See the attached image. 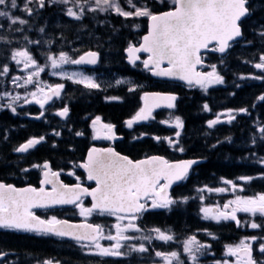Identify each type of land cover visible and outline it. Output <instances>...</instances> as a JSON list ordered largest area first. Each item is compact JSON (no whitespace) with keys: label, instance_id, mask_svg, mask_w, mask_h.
I'll return each instance as SVG.
<instances>
[{"label":"snow or ice","instance_id":"snow-or-ice-1","mask_svg":"<svg viewBox=\"0 0 264 264\" xmlns=\"http://www.w3.org/2000/svg\"><path fill=\"white\" fill-rule=\"evenodd\" d=\"M172 7L167 11L154 12L145 2L136 3V0H23V6L18 4V0H0V18H4L8 27L12 31L22 32V28H16L15 25H27L28 21L21 16L15 15V11L26 13L29 17L38 14L39 9L47 5H63L64 14L74 20H81L87 13H108L114 12L116 15L131 18L145 17L148 19V32L142 37L139 46L128 44L125 48L127 60L135 65L140 60L139 53H147L148 58L142 61L144 69L150 71L153 76L176 79L183 81L189 88L198 87L205 92L210 86L225 83V79L217 71V65L212 64L210 71H197L198 65H203L204 60L201 50H208L225 54L232 47V42L243 35L241 24L243 20L249 17L251 9L250 0H171ZM124 5L132 10H125ZM2 27V25H0ZM139 27V25H134ZM44 31L43 28L40 29ZM261 35H264L262 33ZM27 40V36L24 37ZM4 39V37H0ZM29 43H39V41H28ZM45 43H51L46 41ZM11 60L17 65L23 64L24 69L35 68V71H29L27 78L24 79V85L32 84L34 79L39 77L44 71V67L39 65L26 48L14 49L11 53ZM47 61L53 70L51 75L61 76L74 84L82 85L85 89H101V84L97 82L93 75H87L83 71L69 73L62 70L66 64L72 65H95L99 61V53L88 51L78 58H73L68 52L60 51L58 55L47 54ZM166 62L167 67L162 64ZM223 63V60H221ZM256 69L264 71V53L259 57V62L254 64ZM9 72L7 64L0 71V76ZM246 79L247 77H240ZM252 79L261 80L264 76H252ZM20 77H13L12 83L15 85ZM37 81L36 91L28 93L32 101L27 98L24 103L35 102L43 109L45 104L54 98H60L65 85L57 83L55 85L39 86ZM127 81L117 79L116 85L125 84ZM18 87L22 85H16ZM111 86V85H109ZM239 87V85H237ZM47 89V90H46ZM135 88H129L128 91H134ZM11 94L7 91L0 92V99L7 98ZM108 100H118L119 97H106ZM144 104L135 113L131 119L125 121L128 128H132L134 123L155 119L153 110L156 108H175L177 96L172 93H148L145 92L141 97ZM20 100L19 95L11 96V99L0 107H7L16 112L13 102ZM257 100L264 101V94L257 97ZM69 107L64 106L56 112L61 118L69 115ZM203 111H210L209 105H203ZM247 113V108L227 109L224 112L217 113L215 119L207 121V127L212 129L220 123L231 124L236 120V113ZM44 112H40L36 118H42ZM226 117V120H221ZM161 123L174 125L176 131L174 136L179 138L184 127V121L180 116L161 120ZM92 128L95 133L94 139L100 138L103 132V138L111 140L115 137L113 131L114 125L103 123L100 116L92 120ZM260 133V139L264 140V124L257 128ZM59 136V132H54ZM77 136H82V132H76ZM143 135V134H141ZM135 138V137H134ZM157 141H167L168 145L175 150L184 152L185 149L180 146L178 139L171 137H154ZM230 140V137H226ZM45 140L44 136L32 137L21 143L13 149L16 153H28L29 150L41 144ZM256 138L252 139L255 144ZM220 143V141H217ZM215 147V145H213ZM196 159L181 160L170 162L164 157L149 156L141 160H131L127 156H122L113 148H89L86 159L78 165L87 172V179L95 181V188L84 187L81 183L67 185L59 181V172L52 171L49 162L43 164H33L32 168L43 170L40 180V187L31 185L25 188H17L12 184L0 181V229H10L24 232H34L38 235H53L57 237H70L82 249L87 250V254L98 257H123L131 256L133 253L143 254L148 252V247L144 243H132L133 241L143 240L149 244L153 240L162 241L165 244L174 241L176 237L170 230H162L159 227L147 229L145 235H129L127 233H142V229L137 221L142 215L151 209H169L170 206L177 203V199L169 194L170 187L177 182L183 181L188 177L190 168L197 164ZM257 163L264 165V157H258ZM22 171H28L27 168ZM74 175V173H69ZM256 177L242 175L237 179L241 181H251ZM264 178V173H261ZM77 177V181H79ZM225 185H230L235 190L239 185L233 180L224 179ZM52 185L51 191L44 186ZM226 187L211 188L205 185L198 188V193L207 191L208 193H222L227 191ZM91 197L90 207H85L83 198ZM188 197H183L187 201ZM205 197L200 196L203 201ZM150 201V205L148 203ZM57 205H73L79 210V215L83 217L92 216L98 213L101 216H114L116 223L112 225L115 234L109 232L105 234V227L100 224H71L67 220L58 219L56 216H50L46 219L38 216L34 209L52 208ZM202 213V219L220 221H233L237 227L242 226L237 213L251 214L253 217H259L261 222L255 220L246 226L257 229L264 227V193L253 196H239L228 200L221 207L220 205H203L199 209ZM127 221L122 224V221ZM209 236L213 233L205 230ZM154 234V235H153ZM101 240L111 241L105 246ZM257 240V237H246L241 239L236 245H226L228 255L236 257V264H264V261H257L253 256V246L251 241ZM182 253L186 254L191 264H199V256L206 253L208 244L197 240L195 234L188 236L182 242ZM259 250L264 254V243H261ZM180 251H155V256L161 258L163 264H185ZM6 255L0 252V256ZM42 264H60V262L51 259L44 260ZM216 264H229L228 260L217 261Z\"/></svg>","mask_w":264,"mask_h":264},{"label":"trees","instance_id":"trees-1","mask_svg":"<svg viewBox=\"0 0 264 264\" xmlns=\"http://www.w3.org/2000/svg\"><path fill=\"white\" fill-rule=\"evenodd\" d=\"M165 2L161 0H146L147 5L154 12L171 7L168 2ZM249 7L251 9L250 15L241 24L243 31L242 39L234 43L224 56L210 53L204 57L208 66L207 70H211L209 66L215 64L217 65L218 73L225 79L224 84L211 87L206 92L202 89L187 88L175 83L154 82L148 73L140 72L136 69L131 70L124 63L122 50L130 42H136L139 35L144 31V19L142 20L141 28L136 31L124 26L123 23L128 19L123 20L121 16L112 13L104 15L88 13L81 20H72L69 31L70 37L84 38L86 42L81 45L83 51L92 48L104 53L107 49L109 56L111 55V62H109L110 70L117 71L122 75L133 76L134 81L139 86L126 99L124 97L122 104L107 106V109L100 100L71 97L67 101L71 110L69 118L81 119L86 117L85 114H88V116L98 114L94 112L97 110L102 111L103 114H106L110 118H127L140 106L143 89L175 92L178 94L175 108L176 115L181 116L184 121L183 130L185 135L182 137V141L185 149L189 154L203 159V162L197 167V181L200 184L215 183L220 176L233 178L239 174L250 173V171L253 173V170L260 172V168L256 164L249 163L252 156L248 155L256 151L264 155L263 140H256L257 142L253 144L249 139L251 124H254L255 121L264 122V101L257 100L259 95L264 94V79L257 80L250 78L252 76H264V71L254 67V64L259 62L260 55L264 53V35H261L264 33V0H250ZM92 38H94V41ZM221 60H223V63H221ZM1 67L2 65L0 64V71ZM242 76L247 78L241 79L240 77ZM10 88L14 89L15 87L8 83L7 78H0V92ZM124 88L123 86L120 87L119 91H124ZM81 89L82 87L79 85H68V92L73 91L74 95L82 93ZM205 103L212 110L217 108H247L248 112L244 116H237L233 124L219 125L217 129L208 131L204 124L207 114L203 113L202 108V105ZM0 118L12 119L16 118V116L9 109H5L0 112ZM240 124L241 127L239 128ZM7 127L10 128L11 126L7 125ZM77 127L79 126H74V128ZM243 127L246 129V141L244 140V136L239 134V130ZM142 130L147 132L152 131L153 133L158 132V130H152V127H143ZM226 137H230L231 139L228 140ZM19 139V137L5 139V150L0 148V151H3L7 157L11 156L14 146L20 142ZM217 141H220V143H217ZM58 142V145H62L61 150H64L67 155L70 153L68 148L76 153H80V149L82 148L81 143L66 134ZM35 154L38 156L39 162L47 159L54 167H58V162L64 160L63 156L59 153L49 151L46 147L38 149ZM24 160L26 161V159ZM78 160V157H71L65 161L76 162ZM2 164L6 166L18 165L14 158H7L4 161L0 160V178L9 177V173H11L7 170L2 171ZM255 182L259 184L258 186L255 185L258 187L256 190L264 193V178H260V180ZM185 192L184 190L182 191L183 194H186ZM187 197L189 200L192 199L191 192L188 193ZM185 210L183 208L184 215L186 214ZM190 213L189 210V215ZM175 217L179 220L175 219ZM171 222L176 227H180V222H185V217L181 216L179 218L174 216L171 218ZM224 226L226 225L220 223L209 224L203 222L201 219L198 221L199 230L213 229L216 234H231V230L223 228ZM182 228L186 231L185 227ZM0 234L8 233L0 231ZM10 241L14 242L15 239ZM23 251L26 255H32L31 257L36 256L33 254H37L28 250ZM50 256L54 261L58 260L61 264H130L128 258L96 260L89 257L86 261V258L71 245L65 246L64 244L53 245ZM143 262V257L140 258L135 255L134 264Z\"/></svg>","mask_w":264,"mask_h":264},{"label":"flooded vegetation","instance_id":"flooded-vegetation-1","mask_svg":"<svg viewBox=\"0 0 264 264\" xmlns=\"http://www.w3.org/2000/svg\"><path fill=\"white\" fill-rule=\"evenodd\" d=\"M53 9H54V5H47V4L45 8L39 9L38 13L42 12L39 16L40 22H36V24H31V26L37 27L39 23H43V24L48 23L51 20ZM45 10H47L48 13H45ZM59 17H60L59 19L63 21V24H61V27H59V30L62 34V38L58 39V42L60 43L61 41L69 40L68 34L66 32L68 23H66L65 20H69L70 17L66 16L64 14V11L61 12ZM6 24L7 22L5 21V19L0 18V25H2V27H0V37H4V39H0V45L7 43L8 40H12V41H14L15 39L18 40L16 35H18L19 32L10 30L8 25ZM18 26L19 24L15 25L14 27L18 28ZM25 26H28V24ZM103 55H104L103 57L104 70L105 72L109 73L110 72L109 62H111V55L109 56L107 49L104 51ZM92 99L99 101L100 95H96ZM224 111L225 110H219L218 112L212 113L211 115H213V117H216L217 113H221ZM94 112L102 113V111H99V110L94 111ZM244 114L245 113H239V112L236 113V115H244ZM85 115L88 117V114H85ZM156 115L157 113L153 115L155 119H150L148 120V122H146L149 126H151V124H154V125L159 124L165 130V132H167L168 129H172V126H170L169 124H164L160 122L161 120L167 119V116H168L167 111H162L159 113V115H157L158 117H160L159 120L157 119L158 117L156 118ZM126 120L128 119L126 118H119V119L118 118H105L102 121L103 123L114 125L113 131L115 133V137L111 140L104 139L103 132L100 133V138L94 139L93 137L95 133L93 132L91 120L85 121L86 124L83 126H80L78 128H71L72 131H79L83 133L82 136H79L81 138L80 140H81V145H82V148L80 149L81 159L83 160V158L86 156V151L89 149V147H92V146H95L99 149L111 147L119 153L128 155L130 157H136V158L143 157L145 155H150V154H155V155L160 154L161 156L167 158L168 160L189 158L191 156H195V155L189 154L186 149L184 152L175 150L173 147L168 145L167 141H164V140L157 141L154 139V137L156 136L171 137L173 139H176L174 135H167L166 133H159V134L141 133L140 131H138L139 127H136V125L134 124L132 128H128L125 124ZM15 122L18 124V126H23L22 125L23 123L30 124V125L24 126L27 128L21 134V137L24 139H27V138L29 139V135H30V138L32 137L38 138L40 136H44L45 137L44 141H50V139L60 138L61 134L59 136H56L54 135V132L60 133L63 131L62 127L56 128L54 125V124H58L61 122L58 120H51L48 123L49 126L46 125V127L45 126L40 127V125L38 124L40 121H36V120L30 121V120L20 119V120H16ZM5 124L6 122L4 120H0V148L3 150H5V139L7 138L5 133L12 132V131H20V128L15 123L11 124V128H5ZM78 125L79 124L77 123L76 126ZM240 127H241V124L239 125V128ZM43 133H51V135L49 134L44 135ZM239 134L245 137L246 135L245 127L239 130ZM146 140L147 142L145 143ZM179 144L180 146H182L181 139H179ZM0 155H1V158H0L1 161H4L7 158L9 159L14 158L15 162H17L18 164V165H13V166H6L2 164L3 165L1 167L2 171L7 170L8 172H11V173H9L10 174L9 177L5 176L4 178H0L1 181L12 182L19 186L24 185V184L35 185L36 187L39 186L38 184L39 179H40L39 172L41 173L42 169L32 168L31 165H24V166L21 165L19 155L15 156L12 154L11 156L7 157V155L5 156L3 151H0ZM25 168H27L28 171L26 172L22 171V169H25ZM70 172L74 173V170L71 168H65L63 171L66 181L73 180V178L71 177L72 175H69ZM80 173H81V176L79 177L80 178L79 182L83 183L87 187H91L92 184L87 183L85 181L86 179L84 178L83 173L82 172ZM246 176H251V175H246ZM190 177H193L195 179H192V178L190 179ZM197 179H198L197 172L195 173V171H192L190 174H188V177L185 179L184 184L176 185V187L174 186L171 189L170 195L177 196L176 198L177 203L174 205V207L170 206L169 209L149 208V210L143 214L144 221L146 224V229L144 232H142V234H137V233H132V232L127 233L129 235L140 236V235L148 234L146 231L147 229H151L153 227H159L162 230H170L171 234H174V236L176 237L174 241L168 242L167 244H165L162 241H157V240H153L151 244L143 240L133 241L132 243H137V244L144 243L146 247H148V252L144 253L145 260H146L144 264H163L162 259L155 256V251L170 252V251L175 250V251H180L182 253V243H178V241L182 242L188 236L193 235V234L196 235L198 241L209 245V248L207 249L206 254L212 255L211 259H214V256H218V257H215L217 259L219 258V256H221V261L228 260L229 264H236V257L228 255L225 246L226 245H236L239 243L241 239H244L246 237L255 236L257 237V240L251 241L252 246H253V256L257 261H264V254H262L259 250L260 244L264 243V227L261 228L262 234H243L246 232V225H247V220H246L247 215L245 213H237L238 218L242 222V226L238 227L237 229L235 228V225L232 223L233 221H228L226 228H229L231 230V233L233 234H216V232L213 229H209L208 231L213 233L215 237L213 238L212 236H209L208 234L204 232H202V234L199 233L198 226H197V214H196L197 210L195 208L198 202V198H195L189 201L183 200V197H187L188 193L197 190V185H198ZM238 182H240L241 185H245V183H247L241 180H238ZM46 188H49V186H46ZM183 190L186 191L185 192L186 194L182 193ZM83 203L85 207L86 206L89 207V201L87 198H83ZM148 203L150 205L151 202L148 201ZM182 203H190L192 206L191 212L193 214L189 215V208H187L185 210L186 214L184 215L183 209L181 207ZM55 211L56 210L46 209V210L35 211V213L44 219L50 216H56L58 219H60ZM174 216H177L179 218L181 216H183V218L185 217V222H180V227H176L171 222V218ZM85 219L94 224L103 225L105 227L106 235L109 232H111V234H115L114 228L112 227V225H114L117 221L114 216H107V215L101 216L98 213H93L92 216H88ZM175 219L179 220L176 217ZM122 224H126V220L123 221ZM137 224H139V220L137 221ZM182 227H185L186 231H184ZM9 233L10 234H0V238H1L0 247L3 248L2 252L6 254V257H4L3 259V264L11 263L10 262L11 258H14L17 261L16 264H42L44 260L51 259L50 253L52 251L53 245H60V244H63L64 242H69L61 237H57L53 235H38L34 232L11 230ZM13 239H15V241L11 242L10 240H13ZM111 243H112L111 241L101 240V244L105 246ZM69 244H72V243L69 242ZM72 245L75 247L81 248L78 244H72ZM23 250L36 252L37 254H33V255H36V258H33L32 260L31 258L32 255H26V253H24ZM82 250L85 254H87L86 249H82ZM126 257L130 261V264H134L135 253H133L131 256H126ZM207 257L206 256L199 257V264H200V261H202L201 264H216V262L210 261V258L209 257L207 258ZM102 258L103 257H100V260H103ZM111 258L118 259L122 257H111ZM182 259L185 260V264H191V261L187 260L186 254L182 253ZM204 261H206L207 263H204ZM218 261L220 260L218 259Z\"/></svg>","mask_w":264,"mask_h":264},{"label":"rangeland","instance_id":"rangeland-1","mask_svg":"<svg viewBox=\"0 0 264 264\" xmlns=\"http://www.w3.org/2000/svg\"><path fill=\"white\" fill-rule=\"evenodd\" d=\"M161 1H166L170 5H172L171 0H161ZM142 2H145V0H136V3L137 4L142 3ZM18 4H20V6L22 7L23 6V0H20V2H18ZM124 7H125V10H132L127 5H124ZM57 8L59 9V11H64L65 6H63V5H57ZM21 13L22 12H20V11H15V15H17V16H20ZM109 13L110 14L112 13V14L116 15L114 12H108V13H98L97 12L96 14H98V15H104V14H109ZM27 16L28 15H24L23 18L26 19ZM144 18L145 17H131V18H127L128 19L127 23H123V24L127 28L134 29V30H136V29L139 30L141 28V26H142L141 25L142 24V19H144ZM122 19L125 20L126 18L122 17ZM6 25H8V23ZM134 25H139V27L138 28L137 27H134ZM49 35L50 34H48V36H43V33H41L40 36L37 38V39H41L42 38L44 41H51V43L48 46V48L42 49V48L39 47V48L36 49L38 52H41L42 54H44L43 57L45 58V60L42 61L40 65L44 67L45 73H44V71H42L40 73L39 77H37V78L34 79V81H33L32 84L24 85V79L27 78L28 72L29 71H35L36 70L34 67L33 68H30L28 70H25L24 69L22 71V74L19 75L20 76V79L17 80V82L15 84V87H18L16 85H22V86H20L21 88H14V89H16L15 91H13V89H11V88L10 89H6L4 91H1V92L7 91V92H9L11 94V96H15V95H19L20 96V100L13 102V106L15 108H16V106H19V107L25 106L26 105L24 103V99L25 98H27L29 101H32V97H31V95H28V93H31L33 91H36L37 81L40 82L39 83V86L40 87H44L45 86V83L46 82H44V79H43V76L44 75L43 74H46L47 76H49V75L50 76H53V75H51V72L53 70L50 67V62L47 61V54L58 55V53L60 51H65V52H68L70 56H72L73 58H75L80 53L81 45L86 42L84 40V38H81V37H77L76 39H74V41H72V40L61 41L60 42V45L58 47V50L59 51H54L53 52L52 49H51V46H52L54 40L57 37L54 36V35H50V36ZM94 38H92L93 41H94ZM19 42H20L21 45H24V41L23 40L22 41H19ZM39 44H41V41H39ZM65 48H67V50ZM22 67H23V64H20V68H22ZM62 70L67 71L69 73L83 71L81 69H78V68L74 67L72 64H71V66H70V64L63 65L62 66ZM83 72L85 74H87V75H93L96 78L97 82L100 83V84H105V83H107L109 81V83L111 85L117 86L115 84V81L117 79H121V80L127 81V83H125V84H127L128 86H132V88H135V87L139 86V85L136 84V82L134 81V79L132 77L121 76V75H117L115 73H107V76H105V73L104 72H101V73H97V72L96 73H87L86 71H83ZM91 72H93V71H91ZM56 77L64 78V77H61L59 75H57ZM109 78H110V80H109ZM11 96H9L7 98L0 99V104L7 103V101L11 99ZM30 103H32V102H30ZM30 103H27V104H30ZM262 124H264V123H257V125H256L257 128L260 125H262ZM258 134L260 136V133L259 132H258ZM75 166H76V164L73 165V167H72L73 170H75ZM72 176L74 177V175H72ZM233 181L239 185L235 190H233L230 185H224V186H221V187H226L228 189L227 191L222 192V193H215V192L214 193H210V196L208 197V199L211 197L212 194L222 195L224 197L223 198L224 202H227L228 200L235 199V197L237 195H239V196H245V197L249 196V195L243 194V192L245 191V186H242L240 184V182H238L237 179L236 180H233ZM205 192H207V191H205ZM204 201H207V199L205 198L203 200V202ZM203 205H213V204L211 202H207L205 204L203 203ZM121 223H123V221ZM126 223H127V221H126ZM114 233H115V229H114ZM198 256L200 257L201 255L198 254ZM210 261L217 262L218 259L217 258H214L212 260L210 259Z\"/></svg>","mask_w":264,"mask_h":264},{"label":"water","instance_id":"water-1","mask_svg":"<svg viewBox=\"0 0 264 264\" xmlns=\"http://www.w3.org/2000/svg\"><path fill=\"white\" fill-rule=\"evenodd\" d=\"M148 24H149V21H147V28H146V32L144 33V34H142V36H141V38H140V42L136 45V46H139V44L142 42V37L144 36V35H146L147 34V32H148ZM242 37V36H241ZM241 37H239V38H237V40L238 39H240ZM236 40V41H237ZM235 42V41H234ZM233 43V42H232ZM211 47L212 46H210V48L208 49V50H201V55L203 54V53H206V52H209V51H212L211 50ZM218 54H221V53H219V52H217ZM124 54L126 55V62L127 63H129L128 62V60H127V54L125 53V51H124ZM140 54H142V55H146V57L144 58V59H147L148 58V54L147 53H139L138 55H140ZM221 55H223V54H221ZM143 59V60H144ZM139 61V60H138ZM137 62V61H136ZM130 64V63H129ZM96 65V64H95ZM203 65H204V63H203ZM79 66H84V67H87V66H94V65H79ZM162 66L163 67H167V63L166 62H164L163 64H162ZM202 65H198L197 66V68H196V70L197 71H200V70H198L199 69V67H201ZM142 67H143V69H144V66L142 65ZM146 70V69H145ZM203 72V71H202ZM149 74H150V76L152 77V78H155V79H160V80H165V81H174V82H179V83H183V84H185V85H187L185 82H183V81H180V80H176V79H170V78H164V77H156V76H153L152 75V73L149 71ZM148 93H154V91H151V92H148ZM160 93H167V92H160ZM172 94H174V93H172ZM143 104H144V101H143ZM143 104H142V106H143ZM163 108V107H162ZM158 109H161V108H156V109H154L153 111H155V110H158ZM39 116V115H38ZM37 116H34V118H36ZM37 119V118H36ZM123 156V155H122ZM86 157H87V155H86ZM161 157V156H160ZM147 158V157H146ZM130 159V158H129ZM142 159H145V158H142ZM138 160H141V159H138ZM186 160H189V159H186ZM198 162L200 161L199 159H196ZM178 161H181V160H178ZM174 162H176V161H174ZM197 162V163H198ZM83 171H85L83 168H81ZM85 173H86V178H87V172L85 171ZM59 181H60V179H59ZM88 181H90V180H88ZM60 182H62V181H60ZM93 182H95V181H93ZM63 183V182H62ZM174 184H176V183H174ZM173 184V185H174ZM25 187H28V186H25ZM25 187H17V188H25ZM96 187V185L93 187V188H95ZM49 191H51V190H49ZM90 199H91V197H90ZM60 205H57V206H55V207H59ZM62 206H66V205H62ZM37 209H40V208H37ZM71 224H83V223H86V222H71V221H69ZM68 238H70V237H68ZM71 239V238H70ZM1 257V256H0Z\"/></svg>","mask_w":264,"mask_h":264},{"label":"bare ground","instance_id":"bare-ground-1","mask_svg":"<svg viewBox=\"0 0 264 264\" xmlns=\"http://www.w3.org/2000/svg\"><path fill=\"white\" fill-rule=\"evenodd\" d=\"M136 30H137V29H136ZM136 41H137V40H136ZM210 109H211V108H210ZM211 110H212V109H211ZM215 110H216V109H215ZM212 111H213V110H212ZM168 127H169V126H168ZM154 136H155V135H154ZM159 155H160V154H159ZM145 156H146V155H145ZM164 156H165V155H164ZM172 156H173V155H172ZM172 156H171V157H172ZM174 156H176V155H174ZM178 156H180V155H178ZM171 157H170V158H171ZM176 158H177V157H176ZM201 159H202V158H201ZM73 165H74V164H73ZM194 176H195V175H194ZM191 178H192V179H195V178H193V177H190V179H191ZM197 178H198V173H197ZM192 187H193V186H192ZM195 187H196V186H195ZM206 252H207V251H206ZM218 254H219V253H218ZM214 255H215V254H214ZM214 255H213V256H214ZM216 255H217V254H216ZM215 257H218V256H214V258H215ZM207 258H208V257H207ZM211 260H212V259H211Z\"/></svg>","mask_w":264,"mask_h":264}]
</instances>
